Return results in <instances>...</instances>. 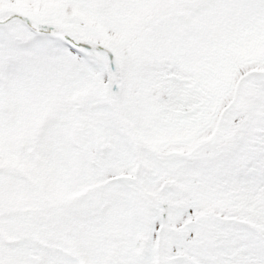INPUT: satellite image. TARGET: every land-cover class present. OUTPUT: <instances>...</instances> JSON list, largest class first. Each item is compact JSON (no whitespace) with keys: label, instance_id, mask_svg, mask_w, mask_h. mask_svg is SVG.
<instances>
[{"label":"snow or ice","instance_id":"obj_1","mask_svg":"<svg viewBox=\"0 0 264 264\" xmlns=\"http://www.w3.org/2000/svg\"><path fill=\"white\" fill-rule=\"evenodd\" d=\"M0 264H264V0H0Z\"/></svg>","mask_w":264,"mask_h":264}]
</instances>
